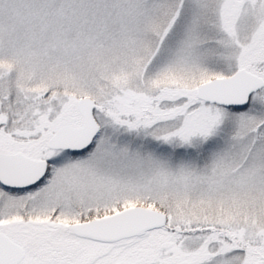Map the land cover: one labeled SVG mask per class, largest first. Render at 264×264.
I'll use <instances>...</instances> for the list:
<instances>
[{
	"label": "snow or ice",
	"instance_id": "snow-or-ice-1",
	"mask_svg": "<svg viewBox=\"0 0 264 264\" xmlns=\"http://www.w3.org/2000/svg\"><path fill=\"white\" fill-rule=\"evenodd\" d=\"M0 264H264V0H0Z\"/></svg>",
	"mask_w": 264,
	"mask_h": 264
}]
</instances>
